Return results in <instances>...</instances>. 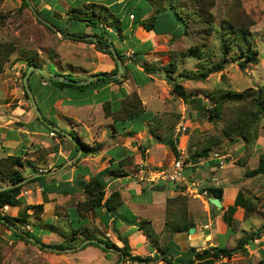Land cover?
Segmentation results:
<instances>
[{
    "label": "rangeland",
    "instance_id": "obj_1",
    "mask_svg": "<svg viewBox=\"0 0 264 264\" xmlns=\"http://www.w3.org/2000/svg\"><path fill=\"white\" fill-rule=\"evenodd\" d=\"M37 1H39L37 6H34L32 0H29V2L35 9L43 6L52 7L54 11L53 16L56 17L53 20L57 24H59V26L66 27L70 32L93 33L94 31H98V29H100V22L105 18L106 21L109 22L107 24L108 28H111L112 30L111 33L107 31V33L109 34V39L117 48H125L126 50L127 47L133 46L135 49L139 50V55H137L139 58L138 61L132 60L131 58L130 62L127 63V66L123 68V71H126L127 69V72H129L130 75L129 77L132 79L131 81H133V86L129 87H136L137 90H139L141 99L145 101L144 112H142L138 117L129 120V123L134 127V130L146 128L151 131V128H153V130L154 128H165L166 130L170 131L169 133L171 135H173L175 133L174 131L177 122L180 119V115L184 114L186 118L187 129L182 135L179 136V141L176 142V145L177 148L180 149V151H184L182 155L183 157H185L184 162H186L188 161L189 154L192 151L191 149H187V146L190 145L191 141L196 139V137L201 134L212 133L218 129L217 125H220L222 123V120L218 122L209 120L205 112L198 107V104L195 100H185L176 95L171 89V83L165 79L166 75L162 74V71L164 70L156 72V81L155 83H152L147 78L146 71L138 68V64L140 65L141 63H143L145 59L142 57V49L139 43H137L138 40L132 33L133 27L131 26V24L135 25V22L129 17V13L133 12L137 16L144 10L146 11L148 9L150 10L147 11V15L155 12L151 8L147 0ZM91 2H95L96 5L92 6V4H88ZM107 2H112V4L114 3L111 7L109 6V11H112L116 18H119L121 21L119 19L117 20L115 16L110 15L109 12L103 11V13H99L100 8L98 7V3L107 4ZM231 8H236L244 15L250 16L254 19V23L250 26V35L253 39L254 46L259 49V61H257L256 63L249 62L245 65V67L242 68L238 65L235 58H233V56L237 54V52H235L234 50L235 48H233L226 53L227 57L225 59V65L221 70L210 72L204 79L179 78L188 92L191 93L189 96H200L203 99L202 102L206 105H210L211 103L208 97L205 96V92L211 89L218 87H227L240 90L244 87L264 82V0H215L211 8L216 20V27L214 32L212 33V35H209V41L204 49L200 51H182L178 54V62L180 64V67L185 66L190 68L200 67L203 65L207 66L210 65L213 61H216L220 58V39L222 38L225 40L226 35L229 31V28L226 25L225 15ZM71 11H75L74 13L79 14L78 16H80V18L75 16V14H73V12ZM166 12L171 14L173 20L168 21L167 23H161ZM159 13L160 23L158 21L156 25H160L163 27L158 26L157 30L165 28L167 31H170L171 34L181 33L182 22L178 17L174 15V13L170 9L162 10ZM68 14H71V18L69 19H67ZM104 14H106V17L104 16ZM84 15V18L86 20L82 19V16ZM90 18H92V21H95L96 23H90ZM128 22L131 27H128ZM2 42H11L13 43L14 48L10 52L9 57L5 60L3 64V70L0 72V123L5 122V115L16 113L17 115H19V119L17 120L16 118L11 117V119H13V125H16L14 121L20 125L19 121L23 122L22 119H24L26 116V112L22 110H18L23 112H20L21 114L17 111L12 112L11 109H13L15 106H20L21 108L29 111L31 115H35V113H33L30 99L25 96L23 90L24 86L22 83V71L23 69H25L26 62L30 57H37L38 60L43 64V66L48 69H53L63 74L70 73L75 76L76 70H79L81 72L82 69H92L96 68L97 66L101 67L100 63L98 65L99 60L101 61V59H99L98 53L104 50L98 47L94 42H82L80 39H74L73 36H70L65 31L61 32L58 30H49L46 25L37 20V15L34 13L32 7H30V4L25 5L23 4L22 0H0V43ZM188 44L189 40H181L182 49H186ZM101 45L106 47V45L104 44ZM173 45L174 43L168 45L166 49L162 48L159 54H157L158 59L155 60L157 64L164 63L169 59V48L173 47ZM106 55L107 57H111V55L108 53H106ZM160 58L161 60H159ZM209 58H211V60H209ZM125 60H128V58L126 57ZM112 63L115 66V63L113 61ZM114 66H112L108 70L102 71H111ZM87 74L88 73H84V75ZM43 81V83H46V80ZM29 82L38 107L40 108V112L45 114L46 117L49 116L46 111V104L49 103V100L46 96L51 81L48 80V86L41 84L40 74L36 70H34L29 76ZM130 83H126L127 87L128 85H130ZM69 89L73 93L74 91H76V89L73 88ZM103 92L105 98H109V96L114 99L116 98V96L112 97L109 91L106 92L105 90ZM121 94L123 93L121 92ZM56 95L57 93H55V95H52V98L55 99ZM117 95H120V93ZM50 110L52 111L51 107ZM64 110L67 112V114H74L75 117H78L77 119H74L75 121H73V128L70 124H67V120L64 119V117L60 118L62 116L58 115V111H54L53 114L51 113L50 119L54 123H57L58 127L61 126L62 129L66 126L75 135H78L84 143L91 144L93 142V139L91 140V137H89L91 136V132L88 133V131L85 129V125L83 126L82 123L80 124V119H82V115H84V107L80 106L77 102L72 105L63 106V111ZM108 118L99 114V119H103L102 121H110ZM35 121L37 125H39V129L43 128L44 130H47L45 126L40 125L37 120ZM259 123L260 135L261 137H264V117L260 120ZM116 126L119 129L122 128L121 122L117 121ZM107 128H109V125L105 123L104 129ZM49 132L50 131H48V133ZM109 134V130H105L103 132L102 128L99 139L108 141L110 139ZM1 137L2 136H0V157L10 153V151H8L6 146L3 144ZM46 137L47 139H45ZM94 137L97 138V136ZM55 138H58L59 141L66 139L64 136L60 137L56 133L52 135L49 133L37 138L33 135L30 136V140L25 143L26 147L21 148L26 149L27 151V153L23 155L24 163L22 166V171L26 176L33 174L31 166H36L37 162L39 164L45 162L46 154L48 153V151L44 152V150H49L53 146H57V144L59 143L55 140ZM175 139H178V136H175ZM95 140L96 139H94V141ZM150 140L152 142H150ZM143 141L146 142V144L150 142L151 149L147 153L146 158L150 161H153L154 156H152V154H154L155 152L157 153V151L155 150L157 147L155 146L154 141L157 140L153 138V134L149 133V135L147 134L146 136H144ZM44 142L49 143L44 145ZM74 142L75 144L77 143L76 140H74ZM238 143H241V140L233 142L232 145L230 144L222 148H216L211 151L210 155H212L215 151H219L222 153L227 152L228 149L233 148V145L236 148V144ZM259 143L260 148L254 150V147L256 146L255 142L253 144V147L250 149L249 154L246 158L247 164L238 163L237 159L241 156V154H233L235 163L234 165L235 167H237L234 174L236 176L241 175V183L239 184V186L243 189V191L245 190V195L253 200L255 208L249 211L247 214H245V211L243 210L244 208L241 210V212L235 213L234 217L237 218V222H234V231H231V229L228 228L226 233H216L218 242L221 245L228 247L234 246L238 236H240L244 231L256 229L262 223V221H264V174L260 173L251 177H246L244 175V170L246 168L254 167L258 162L259 153L264 151V144L260 142V138ZM78 150H80L79 144ZM14 152H18V150ZM170 152L166 153V155L167 158H171L172 161L175 155L172 153L171 149ZM160 153L158 152L157 154ZM219 155L225 154L220 153ZM139 158L143 159L142 156H139ZM170 163L158 166L152 165V167L165 168L169 167ZM192 165L193 164L191 163L188 165L185 163L182 169V175L185 177L190 176L191 179L198 181L203 177L201 182L206 183V178L209 174L207 168H205L200 163L193 166ZM232 173L233 171L231 172V174ZM177 180L179 179L174 180V182ZM5 181L6 179L0 177V184L4 185L3 183ZM123 182L127 183V185L126 187L122 188V194H132L133 200L146 199L148 200V202H150L154 199L155 195L164 194L163 191L155 192L151 190L149 184H145L146 187L142 188L140 180L132 183L131 178H124ZM163 182L166 183V188L164 191L165 193L169 194L170 190L175 188L173 186V181L167 179ZM29 183L30 182H27L21 187L22 192H25V190L28 189L27 187H30ZM20 195H22V197H24L25 195V198L33 196L32 193H23ZM26 202L27 201L25 200V203ZM36 202V200L31 199L30 202L27 203ZM76 202H74L73 198L67 201V204H69L70 207L73 204V208H69L67 217L62 215L55 217L51 213L52 211L55 213L56 210L57 212L59 211V213H63L64 208H60L58 205H55L53 208H46V206L43 204V212L40 216H35L33 213H31V210L28 209L26 223L24 224V228L29 231L33 227L34 232H30L32 235L37 237L39 236L37 235V233L44 234L55 228L54 232H58L60 234L59 239L61 236V238H63L61 239L62 242L64 241L66 244L76 243L74 245V249L65 247L55 248L53 246H48V244L50 243H57L53 242V240H41L42 245H39L31 239L26 240L14 235L7 225L0 223V264H133L135 262H138H134L130 258L129 259L131 262L127 259H119L120 252L115 253L114 251L110 252L107 257H101L100 255L103 252V249L92 244L79 249V247L82 245H80L79 247L77 246L81 244L82 241L86 240V238L81 240L86 232L93 230L91 228H88L92 226V222L90 221L91 218H81L76 213L74 209V204ZM21 206L22 204H20V206L18 207L8 205L7 208L4 209V211L11 215H16ZM145 206L147 208V212H143L142 216L147 217L151 220V224L154 230L157 232V227L159 226V224H161V222H163V207L161 208L162 210H159L160 208H156L158 207V204L153 203H147L145 204ZM121 207L122 212H124L123 215L125 214L126 216H130L127 207ZM198 219L199 222H203L202 216ZM83 226L87 228L85 232H75L74 229L78 227L81 228ZM58 229H60V231ZM212 231H214V227L212 228ZM93 233L99 237L103 236L97 229L96 231H93ZM72 236H74L73 239ZM79 240L81 241L78 242ZM141 242H136V244L138 246L140 244L142 245ZM252 242L253 244L247 245L246 254L235 252L230 257H225L227 260L220 261L219 259L224 258L222 257L216 259L213 264H264V232H262L260 237L255 238ZM260 244H262L263 246L259 247L258 245ZM152 245V243L147 244L148 249L152 248ZM260 249H262L263 253L260 252ZM114 254H117V257L114 256ZM173 262L176 264H180V258L175 261L173 260Z\"/></svg>",
    "mask_w": 264,
    "mask_h": 264
},
{
    "label": "trees",
    "instance_id": "obj_2",
    "mask_svg": "<svg viewBox=\"0 0 264 264\" xmlns=\"http://www.w3.org/2000/svg\"><path fill=\"white\" fill-rule=\"evenodd\" d=\"M147 1L155 12H152L145 16L143 15L146 12L145 10L137 16L135 13L130 12L129 15L132 14V17H134L135 24H142L145 29L154 30V26L156 25L160 17L159 12L162 10L170 9L174 13V15L181 20L182 31L180 34H172L170 40L167 42L168 45H171L172 43H174V45L173 47L169 48V59L166 62L157 64L156 62L148 61L145 59L144 62L141 63L143 69L148 73L164 70L166 72L165 79L171 83V89L176 95L185 100H195L198 104V107L205 112L209 120H214L217 122L222 120V123L220 125H217L218 129L215 130V132L201 134L197 136L196 139L191 141L190 145H188V149H191L192 151L189 154L188 160H196L197 158L201 159L200 157L204 159L212 150L228 146L235 141L241 140L244 146V150L237 161L241 164L245 163L250 149L253 147V144L256 142L260 134L259 122L264 117V82L247 86L240 90L227 87H218L211 89L205 92V96L208 97L211 103L210 105H206L202 102L203 99L200 96L192 95V97H190L189 95L191 93L188 92L186 87L181 83L180 79H204L210 72L221 70L225 65V59L227 57L226 53L233 48H235L234 50L235 52H237V54L234 55L233 58H235L238 65L242 68L245 67V65L249 62L256 63L257 61H259V49L254 46L253 39L250 35V26L254 23V19L250 16L244 15L236 8H231L225 15L226 25L229 28V31L226 35L225 40L222 38L220 39V58L216 61H213L210 65H203L204 67H180V64L178 62V54L182 51H200L204 49L209 41V35H212V33L214 32L216 27V20L211 8L215 0ZM22 2L25 5L30 4L29 0H22ZM32 2L34 6H37L39 1L32 0ZM88 4H92V6L96 5L95 2H91ZM109 6L110 5L108 4L98 3V7L100 8L99 13H103V11H106L109 12L110 15L115 16L112 11H109ZM36 9L41 16H43L45 19L56 26V29H54L49 24L43 22L40 18L37 17V20L46 25L49 30L55 31L59 29L61 32L65 31L70 36H73L74 39H76V37L83 38V35H93L97 38L96 41H94L92 38H87L84 40L95 42V44L100 48L103 47L101 44L106 45V47L109 43L113 44L111 40L109 41L107 37H104V34L107 33V30L104 28V24L109 23L105 18V21L103 20L101 21L102 23L99 24L100 29H98V31H94L93 33L70 32L66 27L59 26V24H57L53 20L56 17L53 16L54 11L52 7L43 6ZM74 12L73 14L80 18V16H78L79 14ZM165 14H168V12H166ZM104 16L106 17V14H104ZM84 17L85 15L82 16V19L86 20ZM69 18H71V14H68L67 19ZM116 19L118 20L119 18ZM90 23L96 22H93L92 18H90ZM182 39L189 40V44L187 45L186 49L181 48ZM13 48L14 45L11 42L0 43V72L3 70V64L9 57V54L13 50ZM115 48L122 59L123 68L126 67V57L123 53L125 49H119L116 46ZM103 49V52L110 54L112 57L111 51L108 48ZM134 57H132V59ZM113 60L115 66L113 69H111V71H102L103 76L96 77L82 84L75 83V81L71 80L63 81L52 78H45L39 72L38 73L43 80H49L52 84L60 88L72 86L84 88L92 85L94 86L95 83L100 81L121 82L128 75L127 69L126 71H123L122 68V73L119 76H112V74L117 70L116 61L114 58ZM209 60H211V58H209ZM31 63L43 66V64L38 60L37 57H30L26 62V66L25 69H23L22 74L25 73L27 66ZM33 71L34 70H32L30 74ZM64 74L70 79L77 80L70 73ZM23 90L25 96L29 98L24 87ZM102 108L104 115L111 118L113 123H116L117 121L124 123L126 120L139 116L142 112H144L143 101L138 91L135 89H132L128 92L123 91V94L120 96L116 105L108 99L104 100L102 103ZM34 118L40 125L45 126L47 130H53L58 136L65 137L64 133H61L60 131H57L45 124L37 115H34ZM45 119L55 125V123L51 119L46 117ZM68 132L72 134L73 138L77 141V143L75 144L76 150L78 149V144L83 150L86 151H94L98 146H100L101 142H97L93 146H88L87 143H84L72 131L69 130ZM150 132L158 141L166 143L172 150L174 155L179 154L176 142L174 141L172 135L169 133L170 131L166 130L165 128H154V130L153 128H151ZM55 147L53 146L49 150L45 149L44 152H49ZM26 153V149H19L18 152L8 153L0 157V177L6 179L3 184L16 183L27 177L22 171V166L24 163L23 155H25ZM130 158V155H126L125 158H122L120 160L119 166L117 168L100 170L83 183L85 197L78 200L74 205V209L79 216H85V213H87L88 211L95 210L101 206H104L106 210L113 215L117 207L123 202L121 191L118 188H110L109 190H106V181L103 179V176L104 174L109 172H115L118 175L124 174V169L122 166L128 163V161H130ZM183 160H185V157H183ZM135 166H137V164H135ZM32 172H38V169L35 165L32 166ZM260 173L264 174V151L259 153L258 162L254 167L246 168L244 170V175L246 177L255 176ZM40 177V174L33 175L26 179L24 182L0 190V223L7 225L14 235L26 240H29L28 236H32L36 240L40 241V238L32 235L29 230L24 228V224L26 223V218L28 215L27 210L30 209L31 213H33L35 216H40L43 212V203H25L24 198L20 195V189L26 182L36 180ZM205 190L209 196H217L219 197V199L222 198L223 188L221 186L207 185L205 187ZM245 194V190L243 191V189L239 187L234 202L227 205L222 213V218L224 219V221H226L227 226L229 229H231V231L235 230L234 222H237V218L233 216V213L238 205L244 207L245 214L255 208L253 200ZM187 199L188 196L181 192L177 193L174 196H169L166 198L163 223L164 233L161 239L159 238V233L154 230L150 219H141L140 227L143 228L144 233L152 242V244L156 246L157 250L159 251V258L163 259L165 261V264H170L169 257L174 255L168 249V245L172 242L174 233L179 231H188L189 227L194 225L188 210ZM5 204L13 206L20 204L23 205L16 215H11L4 211L3 206ZM74 230L75 232H85L87 228L83 226L81 228L78 227ZM262 232H264V221H262V223L256 229L244 231L240 236L237 237L236 243L232 247L224 246L221 244H211L197 249L196 246H190L187 250V259L183 260L182 258H180V262L181 264H213L216 259L222 257H230L235 252L246 254V245L252 243L255 238L260 237ZM92 237L98 239V241L88 240L86 243L82 244L79 249L91 244L101 247L104 250H106V246H111L120 249L121 252L119 253V259L124 260L130 258L133 261L138 262H147L155 259V256H142L138 253H131L128 239L121 233H117L118 239L122 241L121 246H118L114 241L110 240L107 237H97L92 231L86 232L81 240ZM73 238L74 236H72V239ZM81 240H79L78 242H80ZM101 243H103V245H101ZM75 244H66L64 241H61L57 243H50L48 244V246L63 248L74 246Z\"/></svg>",
    "mask_w": 264,
    "mask_h": 264
},
{
    "label": "crops",
    "instance_id": "obj_3",
    "mask_svg": "<svg viewBox=\"0 0 264 264\" xmlns=\"http://www.w3.org/2000/svg\"><path fill=\"white\" fill-rule=\"evenodd\" d=\"M122 2V1H121ZM110 7L114 4L112 2H107ZM143 14L144 16L147 15V11ZM129 17L134 21V17ZM123 20V19H122ZM172 16L170 13L165 14L163 17V20L161 23H167L168 21H172ZM160 23V19L158 20ZM102 22H100L101 24ZM128 27L129 22L127 23ZM104 28L111 33V28H108L107 24H104ZM133 27L132 33L137 38L139 45L141 47L142 57L148 61L156 62L157 60V54L163 49H166L168 47V41L171 38L170 31H167L165 28H162L160 30H157V27L160 25L154 26V30L145 29L142 24H131ZM130 26V27H131ZM119 27V26H118ZM163 27V26H160ZM122 30V29H120ZM88 35H83V38L76 37V39H80L82 42H87V38H92ZM104 37H107L109 39V34L105 33ZM94 40V39H93ZM96 41V40H94ZM95 43V42H94ZM101 47V49H103ZM127 48H134L133 46H129ZM125 49V48H123ZM135 57L132 60L138 61L139 55L137 49H135ZM99 52V51H98ZM99 60L98 65L100 63L101 67H96L92 69H82L81 72L79 70L75 71V76H73L75 79H84L92 73H99L102 72V70H108L113 65L112 61L114 62L112 57H107L106 52H99L98 53ZM162 57V56H161ZM154 59V60H153ZM161 60V58L159 59ZM126 63L130 62V58L128 60H125ZM51 63V62H50ZM141 65V64H140ZM138 64L139 69H143L142 66ZM53 70V69H51ZM55 71V70H53ZM145 71V70H144ZM57 72V71H55ZM81 73V74H80ZM84 73H88L87 75H84ZM103 73V72H102ZM147 73V78L152 82L155 83L156 81V72L153 73ZM82 75V76H80ZM129 72L127 77L122 80L121 82H114V81H107V82H97L94 84V86L84 87V88H78V87H63L60 88L54 84H50V87L47 91V99L49 100V103L46 104V111L49 114V116H45L44 118L51 117V113L53 114L54 111H58V115L62 116L60 118H63L67 120V124L71 125L73 128V121L74 119H77L78 117H75L74 114H67V112L63 111V106L65 105H72L78 102V104L82 107H84V115H82V119H80V124L85 125V129L89 132H91V140L93 139V142L90 144L87 143L88 146H93L97 141L101 142L100 146L96 148L94 151L89 150H83L80 147V150L75 149V142L73 138L69 137L67 133H69V129L65 126L63 127V130L67 133L65 134L64 140H60L58 138H55L56 141L59 143L57 144V147L50 150L46 154L45 162L39 164L37 162V169L38 172H33V174L29 176H33L36 174H40L41 177L29 181L30 187H27V192H22V189L20 190V194H30L32 193L33 196H30L28 198H25L24 195V202L25 200L27 202H30L31 199L36 200L37 202H42L46 208L47 207H54L55 205H58L60 208L63 209V213L57 212H51L55 217L56 216H66L68 215L69 208L72 209V206L70 207L69 204H67V201L70 199H74V202L77 200L84 198V188L83 183L87 181L92 175L99 172L100 170L110 169V168H117L119 166L120 160L122 158H125L126 155H130V161L128 163L124 164L123 171L124 174H116L115 172H109L104 174L103 179L106 181V190H109L110 188H118L121 191V195L123 202L121 205H119L116 209V211L112 214L109 213V211L106 210L104 206H101L95 210H91L87 213H85V216L80 215L81 218H91L90 221L92 222V226L88 227L91 228L93 231L99 230L100 233L103 235L102 237H107L110 240L114 241L117 245H122V241L118 239L117 233H121L122 235L126 236L130 245V251L131 253H138L142 256L144 255H150L155 256L153 260L147 261V262H135L133 264H165V261L158 255L159 251L157 250L155 245H152V248L148 249L147 244L152 243L144 233L143 228L140 227L141 219L147 218L142 216L143 212H147V208L145 204H158L159 210H162L163 207V213L165 212V200L169 196H174L177 193H183L188 196V210L190 213L191 220L193 221L194 230L192 232L189 231H179L174 233L172 237V242L169 243L168 249L174 254L173 256L169 257L170 264H176L173 262V260H177L178 258H182L183 260H186L188 257L187 250L190 246H196L197 249L205 247L207 245L211 244H219L218 238L216 236V233H226L228 230V226L226 221L222 218V213L224 209L227 207V205L232 204L234 202V199L236 197L237 191L239 189V184L241 183V175L236 176L235 170L237 167H235L233 154L240 155L243 153V144L238 143L236 144V148L233 145V148L228 149L227 152H219L220 154H225V165L219 166L218 158L212 157L209 153L207 157L204 159H196V160H188L186 164H198L200 163L205 168H207L208 171V177L206 178V183L201 182V180H193L191 177H185L182 175V177L177 180L173 181L174 189L170 190V193H165V188L163 190H153L155 192L163 191L164 194L162 195H155L154 199L148 202V200H133L132 194L126 195L122 194V188L126 187L127 183L123 182L124 178H131V182L135 183L137 180H140V183L142 185V188L146 187L145 184H149L150 186L154 183H164L163 181L159 182H149L147 179H141L140 175L142 174L139 169V162L141 160L148 161L151 165H164L169 164L171 162V158H167L166 153L170 152L169 146L161 141H158L154 135L153 138H155L157 141L155 142V146L157 147L155 150L157 153L161 152L160 154H157L156 152L152 154L154 156V160L150 161L147 159V153L150 151V142L146 144V142L143 141L144 136L149 133V129L141 128L134 130L133 126L129 123V120H126L124 123L121 122L122 128H118L115 124V122H112L111 118H108L110 121H102L103 119H99V114L101 116H105L102 112V103L104 100H110L113 104H117L120 96L122 95L121 92L123 91H130L132 89L137 90L136 87L130 88L129 86H133V81L129 77ZM43 79L41 78V84L48 86V80H46V83L42 82ZM131 82V83H130ZM76 83V82H75ZM126 83H130V85H126ZM79 84V83H78ZM69 88L76 89V91L71 92ZM108 92L113 96H116V98H105L104 92ZM139 93V90H137ZM57 93L56 98L53 99L52 95H55ZM120 95H117L119 94ZM107 97V96H106ZM51 98V99H50ZM143 100V99H142ZM74 102V103H73ZM143 104L145 106V101L143 100ZM50 107L52 108V111L50 110ZM55 107V109H54ZM145 108V107H144ZM11 109V108H10ZM22 110L26 112V116L22 121H19L20 125L17 124L15 121L14 123L16 125H13V119L11 117L19 119V115L16 113H12L10 115H5V122L0 123V136L3 144L6 146L8 151L10 153H13L14 151H17L23 147H26L25 143L30 140V136L34 137H40L43 135L49 134V130H44L43 128L39 129V125L36 123V119L34 118V115H31L29 111H27L24 108H21L20 106H15L13 109H11L12 112H18L20 113ZM94 111V114H93ZM23 113V112H21ZM20 113V114H21ZM34 113V112H33ZM10 117V118H9ZM106 117V116H105ZM138 117V116H136ZM80 118V117H79ZM135 118V117H134ZM133 119V118H132ZM21 120V119H20ZM18 122V121H17ZM66 122V121H65ZM128 122V123H127ZM105 123L109 125V128H105ZM115 125H113V124ZM57 125V123H55ZM66 125V123H65ZM62 129V127L60 126ZM103 128V132L106 130H109V137L110 139L108 141H105L103 139H99V136L101 135V129ZM54 129V128H53ZM56 130V129H55ZM71 131V130H70ZM33 133V134H32ZM62 133V132H61ZM32 134V135H31ZM95 134V135H94ZM152 134V133H151ZM174 135V134H173ZM172 135L175 142L179 141L178 139H175ZM78 136V135H77ZM94 136H97L94 137ZM45 137V136H44ZM52 137V136H51ZM54 137V136H53ZM79 137V136H78ZM32 138V137H31ZM80 138V137H79ZM260 142L264 144V137H261L259 134L258 141L256 140V146L254 147V150H257L260 148ZM47 139V137L45 138ZM70 139V140H68ZM94 139H96L94 141ZM153 140V139H152ZM49 143V142H47ZM47 143H43L46 145ZM261 144V145H262ZM232 145V144H231ZM180 147V146H179ZM184 148V147H183ZM189 146H187V149ZM15 149V150H14ZM179 149V148H178ZM226 149V148H225ZM12 150V151H11ZM235 150V151H234ZM172 151V150H171ZM184 152V151H182ZM171 153V152H170ZM173 153V152H172ZM187 155V154H186ZM139 156H142L143 159L139 158ZM237 157V156H236ZM250 159V158H249ZM168 161V162H167ZM247 164V161L245 162ZM137 164V166H135ZM192 165V166H193ZM32 167V166H31ZM239 170V169H238ZM233 173L231 174V172ZM191 184H190V183ZM27 183V182H26ZM166 184V183H165ZM192 184H196V188H199L201 190H204L207 185H213V186H221L223 188L222 192V198L220 199L221 206H217L209 201V195L208 196H194L190 192H188V187L192 186ZM25 190V189H24ZM152 190V189H151ZM22 196V195H21ZM154 201V202H152ZM26 202V203H27ZM199 204V206H198ZM23 205V204H22ZM75 205V204H74ZM13 206V205H9ZM14 206H20V205H14ZM127 207L128 212L130 213V216L123 215L124 212H122V207ZM22 208V206L20 207ZM19 208V209H20ZM244 207L238 205L236 207V210L233 213V216H235L236 212H241V210ZM244 210V209H243ZM61 211V210H60ZM124 211V210H123ZM149 211V210H148ZM149 213V212H148ZM203 218V222H199V219L201 216ZM204 215V216H203ZM149 216V215H148ZM205 217V218H204ZM149 219V218H148ZM151 221V220H150ZM163 223H164V217L163 222L159 224L157 227V232L159 233V238L161 239L163 235ZM214 227V231H212V228ZM55 228L52 230L44 233L39 234L38 237L41 240H53V242H60L62 241L61 236L59 239V233L54 232ZM60 231V229H58ZM34 232V228L32 227L31 230ZM92 231V232H93ZM186 232V233H185ZM37 237V236H36ZM58 237V239H57ZM99 237V236H97ZM142 241V242H141ZM136 242H141L139 246L136 244ZM150 242V243H149ZM250 244H253L250 243ZM249 245V244H247ZM246 245V247H247ZM259 247L263 246L262 244L258 245ZM139 247V248H138ZM114 248V247H113ZM114 251L115 253H118L117 250L112 248H106V250L103 249V252L101 253V257H107L110 252ZM260 252L263 253L262 249H260ZM183 253V254H182ZM185 253V254H184ZM114 256L117 257V254H114ZM115 257V258H116ZM114 258V259H115ZM130 261V259H127ZM220 261L227 260L225 257L222 259H219ZM128 261V262H129ZM131 262V261H130ZM214 263V262H213ZM181 264V262H180Z\"/></svg>",
    "mask_w": 264,
    "mask_h": 264
},
{
    "label": "water",
    "instance_id": "obj_4",
    "mask_svg": "<svg viewBox=\"0 0 264 264\" xmlns=\"http://www.w3.org/2000/svg\"><path fill=\"white\" fill-rule=\"evenodd\" d=\"M30 7H32L34 13L37 15L38 18H40L43 22L49 24L51 27H53L54 29H56V26L54 24H52L50 21H48L47 19H45L43 16H41L37 10L35 8H33L32 4L30 3ZM58 31H60L59 29H57ZM90 37H92V39L94 40H97V38L93 35H89ZM104 48H108L110 51H111V54H112V57L115 59L116 61V65H117V70L116 72H114L112 74V76L114 77H117L119 76L121 73H122V68H123V62H122V59L121 57L119 56V54L117 53L116 51V48L114 46V44L112 43H109L107 47H104ZM32 70H36L37 72H39L43 77L45 78H52V79H56V80H63V81H75L76 83H79V84H82V83H86L96 77H100V76H103V73L102 72H99V73H94L84 79H78V80H73V79H70L68 76H66L65 74L63 73H60V72H55L51 69H48L44 66H39L35 63H31L27 66L26 70H25V73L23 74V77H22V83H23V86H24V89L31 101V104H32V108H33V112L35 113V115H37L45 124H47L48 126L56 129L57 131H60L62 133H67L65 132L63 129H61L60 127H58L57 125H54L52 124L51 122L47 121V119L44 118V116L42 115V113L40 112L39 110V107H38V104L36 102V99H35V96H34V93L32 92L31 88H30V85H29V82H28V76L30 74V72ZM162 74L163 75H166V72L165 71H162ZM71 138H73V135L70 134V133H67ZM74 139V138H73ZM38 175V174H36ZM29 177L31 176H27L25 178H23L21 181L19 182H16V183H9V184H4V185H0V190L1 189H4L6 187H11V186H14V185H17L21 182H24L26 179H28ZM166 186L165 183H154L150 186V189L152 190H162L164 189ZM209 201L217 206H221V202H220V199L219 197L217 196H209ZM194 230V227L193 226H190L189 227V232H192ZM29 239L35 241L36 243H38L39 245H42L41 242L39 241H36L34 237L32 236H28ZM88 240H95V241H98V239L92 237V238H86V240L82 241L81 244H79L77 247H79L80 245L84 244L85 242H87ZM103 244V243H101ZM75 246H72V247H65V248H73L74 249ZM107 248H112V249H115L111 246H106ZM56 248V247H55ZM117 250L118 252H121L120 249H115ZM122 254V253H121ZM115 264H118V263H115Z\"/></svg>",
    "mask_w": 264,
    "mask_h": 264
},
{
    "label": "built area",
    "instance_id": "obj_5",
    "mask_svg": "<svg viewBox=\"0 0 264 264\" xmlns=\"http://www.w3.org/2000/svg\"><path fill=\"white\" fill-rule=\"evenodd\" d=\"M130 16L132 17V14H130ZM135 55V51L133 48H127L126 50H124V56L127 58H132ZM44 82V81H43ZM187 129V123H186V118L185 115L182 114L180 115V119L177 122L176 128H175V133H174V138L175 136H179L182 135ZM51 135L55 133V131H50L49 132ZM179 150V154L175 155L174 159L171 161L170 166L169 167H165V168H154L152 167V165H150V163L146 160H141L139 162V169L138 171H140L142 174L140 175L141 179H147V181L149 182H159V181H164V180H176V179H180L182 177V169L185 165L186 162H184L183 160V155H182V151ZM212 157H217L218 158V163L219 166H223L225 163V155H219L218 152H214L212 155ZM188 192H190L192 195L194 196H202V194L204 196H208L206 190H200L198 188H196V186L194 184H192V186L188 187ZM25 192H27V190H25ZM8 204H5L3 206V209L7 208Z\"/></svg>",
    "mask_w": 264,
    "mask_h": 264
}]
</instances>
